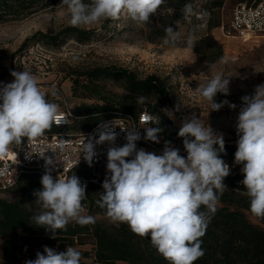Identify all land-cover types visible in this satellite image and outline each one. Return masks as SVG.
I'll return each mask as SVG.
<instances>
[{
  "label": "clouds",
  "instance_id": "clouds-1",
  "mask_svg": "<svg viewBox=\"0 0 264 264\" xmlns=\"http://www.w3.org/2000/svg\"><path fill=\"white\" fill-rule=\"evenodd\" d=\"M164 0H62L67 10L70 25L78 27L99 23L102 20H116L124 17L137 24L146 25L150 16L157 13ZM182 14L187 20L195 15L192 3L185 4ZM205 10L203 17H209ZM163 44L172 48L181 42L193 49L197 43L196 29L185 37L171 26L164 29ZM221 63H227L226 57ZM209 65V73L214 71ZM13 82L0 84V159L8 155L12 146L21 145L25 139L35 141L42 138L53 124L66 123L60 115V106L47 99L35 75L30 69L12 71ZM230 77L215 72L195 89L209 102L210 111H219L227 105L235 109V104L224 100L215 102L218 93L229 94ZM55 95V93H52ZM146 97L137 98V104H144ZM242 105L236 120L237 150L236 164H242L244 187L241 193L249 198V210L253 216L264 219V83L257 85L251 95L241 97ZM180 107L177 105L176 110ZM170 118L174 112L167 111ZM141 123L159 125L155 114H144ZM113 122H102L97 136L84 137L81 153L91 167L97 156L96 146L107 143L106 176L102 183L103 193L96 204L105 210V215L113 224H127L130 230L141 238H149L168 264H195L204 256L202 237L205 235L211 216L226 185L224 180L230 175L229 165L220 157L225 151L222 133L202 122L197 114L182 119L178 136L183 138L187 155L165 143L162 154L137 148L141 139L140 128L145 130L143 139L159 143L160 126L121 128L125 132L126 143L116 146L118 133ZM61 150L65 143L60 142ZM26 159L33 154L26 152ZM45 160V172L41 177L42 189L34 191L35 203L41 211L32 216L37 227H43L56 238V232L67 230V225L76 222L80 226L95 223V217L84 215L83 201L86 199V184L75 173L66 178L53 177L52 157L39 155ZM4 170L0 169V175ZM206 208L201 211V207ZM25 264H81V253L67 246L65 251L44 246L43 253L37 252L34 260Z\"/></svg>",
  "mask_w": 264,
  "mask_h": 264
},
{
  "label": "trees",
  "instance_id": "trees-1",
  "mask_svg": "<svg viewBox=\"0 0 264 264\" xmlns=\"http://www.w3.org/2000/svg\"><path fill=\"white\" fill-rule=\"evenodd\" d=\"M199 0H166L158 10V15L152 17L156 24L141 33L150 42H162L165 36L166 26L179 30V22H185L182 8L185 4ZM88 3L89 0H84ZM62 0H0V22L11 19H20L34 14L41 8L57 6ZM212 11L209 5H206ZM173 13H169V9ZM195 15L188 21L189 24H196L203 18H199L197 13L199 8L193 7ZM197 10V11H196ZM207 29L196 41L193 48L196 56L203 61L216 62L224 56L223 45L211 33V28L217 26L210 17L207 19ZM112 20H106L103 29H108ZM187 22V21H186ZM96 31L94 29H82L68 26L55 35L38 33L37 36L45 39V44L53 42L56 44L63 35L76 36L81 41L89 40ZM27 45L23 43L21 48ZM178 46V45H177ZM73 79L74 94H77L76 86H80L90 97L97 99V102L82 103L74 109L77 119L85 121L82 130L88 129L100 120L112 116L114 111L138 112L147 109L150 113L159 117V125L162 131L159 138L162 143L160 148L165 147L166 142H170L174 148L183 147V138L178 136L177 129L172 119L164 112L163 106L170 99V91L165 81L161 77L151 74L146 77H139L137 73L127 67L116 65L100 66L82 71H76ZM82 78H84L82 80ZM115 80L121 84L127 94L117 98L105 91L100 81ZM146 97L144 104H137L138 97ZM102 102V103H100ZM64 109V108H60ZM76 120V119H75ZM74 120V121H75ZM72 122L71 125H73ZM70 126V125H69ZM58 127L53 124L46 132H56ZM67 127V126H65ZM81 131V130H80ZM237 144L225 141V151L220 153V157L229 163L236 164L235 152ZM240 169L242 164H236ZM91 168L81 165L70 172L69 176L77 175L81 182L86 184V199L82 202L90 215L105 214V210L97 206L96 201L99 194L103 193L102 183L90 181ZM42 174H24L15 186L21 192L19 200H8L0 197V237H7L3 242L2 250L4 259L17 256V253H30L35 248L44 244L57 242L65 246L73 242L83 243L79 238L92 236L95 241L94 259L91 263L81 264H117L126 262L127 264H168V262L152 247L149 238H141L134 234L127 224H104L95 219L94 224L80 226L76 222L67 225V230L56 232V238H51L52 233L43 227H37L31 219L37 214L24 205L27 196L36 190L42 189L40 179ZM243 173L236 172L227 176L224 183L232 187L237 180L242 179ZM102 182L104 179H101ZM244 186L239 190L225 189L217 205V211L211 216L205 235L201 238L202 248L205 251L203 257L195 261V264H264V219L258 218L260 224L251 222L246 211L249 210V198L242 195ZM201 211H207L203 206ZM66 243V244H65ZM90 256V252H86Z\"/></svg>",
  "mask_w": 264,
  "mask_h": 264
},
{
  "label": "rangeland",
  "instance_id": "rangeland-1",
  "mask_svg": "<svg viewBox=\"0 0 264 264\" xmlns=\"http://www.w3.org/2000/svg\"><path fill=\"white\" fill-rule=\"evenodd\" d=\"M236 1L229 0L230 6H226V10H222L219 6L211 11V18L217 25L211 28V33L223 45V58L228 59L227 63H221V60L216 62L200 60L194 50L188 48L184 42L172 48L164 45L163 41L146 40L141 32L156 24L152 21V17H156L158 11L150 16L146 25L121 17L112 20L108 29H103L106 20H102L99 23L78 26L82 29L96 31L95 35L87 41H81L76 36L63 35L56 44L53 42L45 44L44 41H47L37 36L38 33L55 35L66 27L72 26L68 21L66 8L59 4L54 7L41 8L24 18L0 22V73L11 74L12 71H22L23 68H27L26 65L21 64L22 55H26L32 62L31 64L28 62L30 64L28 66L33 68L32 73L41 90L47 93V99L58 104L60 108L70 107L73 111L82 103L97 102L96 98L90 97L80 86H76L77 94H74L73 79L76 77V71L116 65L135 71L141 78L155 74L161 77L169 88L170 99L164 104L163 110L166 114H168L167 111L174 112V118L171 119L177 129L180 128L184 117L197 114L205 126L209 124L215 132L222 133L224 141L237 144L236 120L242 105L241 97L253 94L254 88L264 83V37L244 41L238 35L227 36L224 33L221 27L229 18L230 8ZM200 5H204V2L199 0L192 4L197 8ZM173 12L174 10L170 8L169 13ZM189 20L190 18L186 20L187 22H179L180 32L186 37L195 28L197 40L206 31L207 22L201 20L192 25L189 24ZM25 41L27 45L21 48ZM37 42L45 49L30 53L29 50ZM209 65L215 66L211 73H209ZM215 72H221L225 77H230L229 94L218 93L215 102L220 103L227 100L237 106L235 109L225 105L219 111H210L209 102L196 92L195 89L199 83L205 82ZM57 78L58 90L52 86ZM100 82L105 91L115 96L116 99L127 94L121 84L115 80ZM177 105L180 107L179 111L176 110ZM74 122L73 125L58 127L57 130L70 132L82 130L85 121L76 119ZM159 139L158 144L162 143V138ZM89 174L92 176L93 171ZM97 174L98 182L103 183L101 179H105V171L99 170ZM42 175L38 177V180H41ZM0 197L19 200L21 192L14 187L7 191H0ZM36 199L31 194L27 196L24 205L38 214L41 208L35 203ZM82 214L90 215V212L83 207ZM246 214L251 222L260 224L258 218L250 211H246ZM95 219L107 225L113 224L105 214H96ZM7 239V237H0V264H25L26 260H34L36 253L40 252L37 249V252L31 255L19 253L14 259H4L2 245ZM81 240L87 242L88 251L94 256L93 237L83 236L79 238V242ZM117 264L127 263L118 262Z\"/></svg>",
  "mask_w": 264,
  "mask_h": 264
},
{
  "label": "built area",
  "instance_id": "built-area-1",
  "mask_svg": "<svg viewBox=\"0 0 264 264\" xmlns=\"http://www.w3.org/2000/svg\"><path fill=\"white\" fill-rule=\"evenodd\" d=\"M204 2V5H200L197 13L198 17L205 19L207 22L211 17V10L206 7L207 2L210 0H200ZM206 1V3H205ZM207 11L209 17H203L202 12ZM222 30L227 36L232 34L240 36L244 41L252 38L264 37V0H237L235 4L230 8L229 18L224 21ZM45 48L39 43H35L34 47L29 50L30 53L34 51H42ZM28 54V53H26ZM28 62L32 63L30 58L26 55H22L21 64L26 65L28 69L33 71L29 67ZM46 62V61H45ZM58 84V78L54 80L52 86L56 90ZM144 114H152L147 109L130 112V111H114L112 116L100 120L93 124L91 127L79 132L70 131H56V132H45L42 138L35 141H25L21 145H14L10 148L9 153L4 158L0 159V169L4 170V174L0 175V191H7L14 188L24 174L27 173H38L44 174L45 172V160L39 155L45 154V156L52 157L55 160L52 165L53 177L59 176V178H66L70 172L80 167L81 165H88L84 160L81 147L84 137L97 136L98 138V126L102 122H113L115 125V131L119 134L115 142L116 146H123L126 143V133L121 131V128H132L139 129L140 127H147L152 125H145L141 123V116ZM60 115L63 117L66 123H61L59 126H69L72 122L78 118L72 108L66 107L60 110ZM56 125V124H55ZM121 127V128H120ZM141 133V139L137 141V148H143L146 151L154 152L157 155L162 154L163 149L158 146L157 143L146 141L143 139L145 130L139 129ZM63 141L65 148L60 149L59 144ZM109 145L107 143L96 146L97 156L94 157L92 166L90 167L93 174L90 181L98 183L97 171L104 170L106 173L107 164V149ZM172 147H174L172 145ZM180 155H187L184 147L178 146ZM26 152L33 154L31 159H26ZM230 167V174L240 172L241 169L236 164L226 162ZM242 179L236 181L235 186L226 185L227 189L239 190L242 186L240 183ZM243 192L242 190H240Z\"/></svg>",
  "mask_w": 264,
  "mask_h": 264
},
{
  "label": "crops",
  "instance_id": "crops-1",
  "mask_svg": "<svg viewBox=\"0 0 264 264\" xmlns=\"http://www.w3.org/2000/svg\"><path fill=\"white\" fill-rule=\"evenodd\" d=\"M228 1L229 0H224V1H222V0H210V8L212 9V11H214L217 7L220 6L222 10H226V6H230ZM13 80H14V77L11 74L0 73V84L11 83V82H13ZM44 246L53 248L57 252L65 251L67 246L74 247L81 253V263H91L94 259V256H92V252H90V256H88L86 254V252H88V250H89V247H87L88 246L87 242H83V243L82 242L81 243L73 242L70 245L66 244L65 246H63L62 244H59L57 242H53V243H48V244H44L42 246H39V247L35 248L32 252L26 253V254L31 255V254L37 252V249H39V251L41 253H43ZM18 254H19V252L17 253V255ZM23 254H25V252H23ZM10 259H12V258L10 257Z\"/></svg>",
  "mask_w": 264,
  "mask_h": 264
}]
</instances>
